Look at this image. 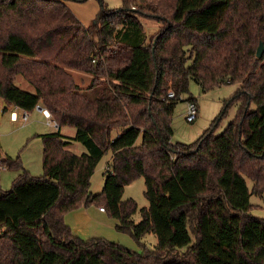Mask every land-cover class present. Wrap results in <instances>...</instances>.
<instances>
[{"label":"trees","instance_id":"1","mask_svg":"<svg viewBox=\"0 0 264 264\" xmlns=\"http://www.w3.org/2000/svg\"><path fill=\"white\" fill-rule=\"evenodd\" d=\"M66 1L87 0H0L2 114L39 103L59 126L37 136L41 176L18 158L0 160V170L21 172L0 188V264H264V218L249 212L250 196L264 194V53L255 55L264 0H120L118 9L96 0L90 26ZM142 18L161 24L148 40ZM66 69L90 75L88 87ZM18 76L34 91L19 89ZM190 81L202 93L239 87L198 140L174 144L172 114ZM233 104L234 118L215 136ZM70 142L85 153L69 151ZM106 153L94 195L90 178ZM138 178L148 206L135 223L137 205L122 195ZM90 205L117 220V232L138 244L152 233L156 245L139 254L74 236L64 216Z\"/></svg>","mask_w":264,"mask_h":264},{"label":"rangeland","instance_id":"2","mask_svg":"<svg viewBox=\"0 0 264 264\" xmlns=\"http://www.w3.org/2000/svg\"><path fill=\"white\" fill-rule=\"evenodd\" d=\"M71 5V11L75 16H81L85 25L90 26L97 12L100 9L99 3L96 0H87L82 3L66 1V4ZM105 5L109 9H118L121 6L120 0H104ZM144 32L147 40L154 35L161 24L151 19H141ZM73 77L74 83L82 90H85L91 80V76L73 69H66ZM15 85L27 92H33V88L21 77L18 76ZM239 85L223 86L215 88L206 93H202L200 87L190 81L188 90L189 93L182 97L183 101L176 104L171 118V127L173 130L172 143L191 144L206 131L212 122L219 115L224 103L228 101ZM188 97L196 100L198 105L197 119L189 124L185 121V101ZM255 105L251 104L249 110H254ZM2 108H0V112ZM12 111L19 112L18 109L8 107L6 112L0 117V160L19 159V162L24 170L30 175L39 177L42 175V148L43 143L37 136L48 134V132H56L55 129L46 127L45 120L36 113H31L29 121L22 125L20 121L13 122L10 120ZM237 111V105L233 104L227 109L226 115L218 123L214 135L222 133L227 124L234 118ZM62 135L73 136L75 130L70 127H64L60 130ZM119 133L118 130L113 131L112 138H115ZM140 142V138L137 140ZM67 149L75 154L85 153V148L78 142H70ZM110 153H106L98 162L91 178L89 191L92 194L101 192L105 175L107 172L108 160ZM20 171L8 170L7 168L0 170V188L3 191H8L11 188L12 181L20 174ZM246 184L250 189L251 181L246 180ZM144 181L138 178L131 184L124 187L122 200L132 199L137 205V211L132 215L133 222L138 223L141 219L140 210L148 206V202L144 197ZM250 204L255 206L251 209L250 214L264 218V194L260 197L251 195ZM64 219L70 227L74 236L83 241H88L94 238H101L110 243L119 245L130 251L141 254L146 249H152L156 243V236L152 233L145 235L140 243H136L128 234L120 233L115 230L117 220L110 218L106 213H100L95 205H90L86 208H78L77 210L66 213Z\"/></svg>","mask_w":264,"mask_h":264},{"label":"built area","instance_id":"3","mask_svg":"<svg viewBox=\"0 0 264 264\" xmlns=\"http://www.w3.org/2000/svg\"><path fill=\"white\" fill-rule=\"evenodd\" d=\"M174 97V93L170 90L167 93V99L169 100H173ZM2 101L0 100V108H2ZM32 113H36L39 114L43 117V119L45 120V125L49 126L53 129H55L56 131L58 130L59 126L58 124L52 120L49 112L41 105V104H37ZM30 112L25 111V110H19V112H15L12 111L10 113V120L13 122H18L20 121V123L22 125L26 124L29 121V117H30ZM198 116V106L197 103L194 101H185V121L189 124L193 123ZM99 211L104 212L103 208H99Z\"/></svg>","mask_w":264,"mask_h":264},{"label":"water","instance_id":"4","mask_svg":"<svg viewBox=\"0 0 264 264\" xmlns=\"http://www.w3.org/2000/svg\"><path fill=\"white\" fill-rule=\"evenodd\" d=\"M263 53H264V46H263L262 43H260V44L258 45L257 49H256V53H255V55H256L257 58H261L262 55H263ZM5 108H6V105L3 104V105H2V109H5ZM1 115H2V111L0 112V117H1Z\"/></svg>","mask_w":264,"mask_h":264},{"label":"crops","instance_id":"5","mask_svg":"<svg viewBox=\"0 0 264 264\" xmlns=\"http://www.w3.org/2000/svg\"><path fill=\"white\" fill-rule=\"evenodd\" d=\"M67 5V7L71 10L72 8H71V5L69 4V3H67L66 4ZM72 12V11H71ZM73 13V12H72ZM74 14V13H73ZM77 19H78V17L77 16H75ZM84 26H87V25H85V22L81 19V16H79V19H78ZM197 103V102H196ZM198 106V105H197ZM39 115V114H38ZM41 116V115H40ZM42 117V116H41ZM43 118V117H42ZM45 125V124H44ZM46 126V125H45ZM46 127H49V126H46ZM51 128V127H50ZM49 133V132H48ZM50 133H53V132H50ZM61 133V132H60ZM63 136H65V135H63ZM74 136V135H73ZM73 136H65V137H73ZM81 153H83V152H81ZM81 153H79V154H81ZM110 157H111V155H110ZM110 157H109V160H108V162L110 161ZM99 209V208H98ZM100 213H104V212H101V211H99ZM64 221H65V219H64ZM65 223H66V221H65ZM67 224V223H66Z\"/></svg>","mask_w":264,"mask_h":264}]
</instances>
